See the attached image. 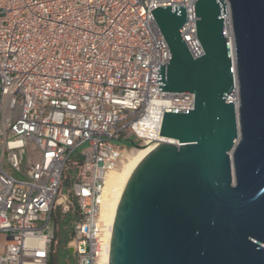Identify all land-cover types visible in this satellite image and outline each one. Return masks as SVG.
Wrapping results in <instances>:
<instances>
[{"label": "built area", "instance_id": "built-area-1", "mask_svg": "<svg viewBox=\"0 0 264 264\" xmlns=\"http://www.w3.org/2000/svg\"><path fill=\"white\" fill-rule=\"evenodd\" d=\"M195 1L0 0V264H50L57 211L69 218L63 264H103L108 174L166 139L164 108L195 101L158 90L170 49L151 10L183 4L198 56ZM149 126L154 139L140 133Z\"/></svg>", "mask_w": 264, "mask_h": 264}, {"label": "water", "instance_id": "water-1", "mask_svg": "<svg viewBox=\"0 0 264 264\" xmlns=\"http://www.w3.org/2000/svg\"><path fill=\"white\" fill-rule=\"evenodd\" d=\"M151 11L170 49L158 90L195 101L164 108L166 139L125 174L109 264H264V0H196L198 56L180 31L183 4Z\"/></svg>", "mask_w": 264, "mask_h": 264}, {"label": "bare ground", "instance_id": "bare-ground-1", "mask_svg": "<svg viewBox=\"0 0 264 264\" xmlns=\"http://www.w3.org/2000/svg\"><path fill=\"white\" fill-rule=\"evenodd\" d=\"M234 97V98H233ZM233 100L236 105L239 104V87L238 82L234 89ZM140 133L144 136L154 139V129L153 126L141 128ZM155 141L149 140L146 146L140 148H134L130 150L125 159L122 161L117 169L112 170L105 181L103 189V198L101 203V218L103 222V239L105 241L106 249L103 254V264H109V253H110V240H111V228H112V218L113 212L119 192V187L127 173L131 163L140 156L144 151H146Z\"/></svg>", "mask_w": 264, "mask_h": 264}, {"label": "trees", "instance_id": "trees-1", "mask_svg": "<svg viewBox=\"0 0 264 264\" xmlns=\"http://www.w3.org/2000/svg\"><path fill=\"white\" fill-rule=\"evenodd\" d=\"M131 144V142H129ZM68 216H63L62 213L57 211L54 216L56 227L55 239L52 243L50 264H63L64 258L68 254L65 245L70 238L67 222Z\"/></svg>", "mask_w": 264, "mask_h": 264}, {"label": "crops", "instance_id": "crops-1", "mask_svg": "<svg viewBox=\"0 0 264 264\" xmlns=\"http://www.w3.org/2000/svg\"><path fill=\"white\" fill-rule=\"evenodd\" d=\"M2 242H0V254L3 252V248H2V245H4L5 241H6V235L4 233H2Z\"/></svg>", "mask_w": 264, "mask_h": 264}, {"label": "rangeland", "instance_id": "rangeland-1", "mask_svg": "<svg viewBox=\"0 0 264 264\" xmlns=\"http://www.w3.org/2000/svg\"><path fill=\"white\" fill-rule=\"evenodd\" d=\"M231 37H232V35H231ZM232 97H233V95H232ZM234 98V97H233ZM141 146H136L135 148H140ZM143 147V146H142ZM130 150V149H129ZM2 232H0V242H2V240H3V238H2Z\"/></svg>", "mask_w": 264, "mask_h": 264}]
</instances>
